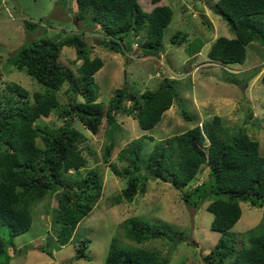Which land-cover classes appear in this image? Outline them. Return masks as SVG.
Segmentation results:
<instances>
[{
	"label": "trees",
	"instance_id": "obj_1",
	"mask_svg": "<svg viewBox=\"0 0 264 264\" xmlns=\"http://www.w3.org/2000/svg\"><path fill=\"white\" fill-rule=\"evenodd\" d=\"M74 1L78 20L102 28V45L121 52L124 45L131 46L132 35L143 33V54L158 55L162 50L164 29L173 16L170 6L156 4L146 11L139 0ZM215 6L217 13L231 24L235 36L216 37L207 52L210 60L224 64L243 63L248 44L257 42L264 48V20L261 18L264 0H217ZM23 22L27 30L39 26L36 22ZM187 39V32L176 31L171 42L181 45ZM203 45L202 39L195 38L186 52L195 56ZM65 47L75 49L76 59L81 62L76 72L59 59ZM12 51L8 54V62L24 70L44 90L32 92V100H29L27 88L10 82L6 84L10 93L0 97V230L5 226L10 236L6 241L0 233V264H9L8 242L12 236L30 229L31 208L47 194L58 196L57 205L51 210L56 236L49 235L46 243L36 248L51 253L74 242L72 258L90 260L88 238H75L74 234L78 223L90 215L100 199L103 183L97 168L85 169L82 173L87 159L79 144L87 137L73 125V119L76 117L93 133L98 132L105 121L112 125L111 132H115L119 128L116 116L127 114L132 115L142 129L149 130L176 101L178 83L166 78L157 88L141 93L132 87L117 88L106 108L97 101L94 76L103 66V60L98 55L90 56L92 51L82 32L37 35ZM261 81L264 83V73ZM64 84L67 90L80 96L81 101L70 100L66 104L64 123L57 129L35 126L38 118L48 117L59 106L57 91ZM179 111L185 120H192L184 106H180ZM145 142L146 137L140 136L118 151L119 159L128 161L122 170L110 161L112 144L105 146L104 162H109L113 173L126 180V185L113 196L114 204L144 194L150 179L170 180L188 206L197 209L208 201L206 208L213 214L210 228L220 234L204 257L207 264H264V231L257 234L249 231L247 244L244 242L237 250V234L232 229L241 217V202L263 207L264 220V155L260 154L259 142L243 130L227 134L218 115L211 121L158 141L143 159ZM204 168L208 170L207 179L192 186ZM185 187L189 189L184 192ZM123 228L125 236L137 244L165 238L174 241L168 231L171 226L159 219L149 221L132 217ZM168 263V258L156 250L122 243L112 237L103 264Z\"/></svg>",
	"mask_w": 264,
	"mask_h": 264
},
{
	"label": "rangeland",
	"instance_id": "obj_2",
	"mask_svg": "<svg viewBox=\"0 0 264 264\" xmlns=\"http://www.w3.org/2000/svg\"><path fill=\"white\" fill-rule=\"evenodd\" d=\"M216 1L160 0L153 3L151 0H139L146 11H150L156 4L168 5L173 10L172 20L164 29L162 50L158 55H145L141 50L143 33L132 35L131 46L124 45L121 52L102 45V28L78 20L74 0H0V97L10 93L6 88L10 82L27 88L30 92L29 100H32V92L44 90L33 77L8 62V54L13 52V48L37 35L57 36L76 32L83 33L92 51L90 56L98 55L103 60V66L94 76L98 90L97 101L102 102L106 108L115 90L120 87H132L141 93L145 89L157 88L167 78L176 80L179 91L176 101L163 113L161 121L149 130L142 129L137 120L127 114L116 116L119 128L115 132H111L112 125L105 121L98 132L93 133L76 117L73 119V125L87 137L79 144L87 159L82 173L85 169L97 168L103 183L100 199L90 215L78 223L74 234L75 238H88L90 260L72 258L74 242L51 253L36 248L46 243L49 235L56 236L51 210L57 205L58 196L47 194L31 208L33 222L30 229L12 236L11 242H8L9 264H103L112 237H117L122 243L156 250L168 258V264H207L204 257L216 244L220 234L210 228L213 214L206 208L208 201L194 209L182 200L180 192L171 186L170 180L150 179L144 194H136L131 200L124 199L114 204L113 196L126 185V180L113 173L109 162L103 160V152L105 146L111 143L110 161L122 170L127 167L128 161L120 160L118 151L130 140L146 137L142 151V158L146 159L158 141L166 140L196 124L211 121L214 115H218L227 134L245 131L259 142L260 154L264 155V83L261 81L264 73V48L252 42L246 47L247 57L243 63H213L207 52L215 38L220 35L229 38L235 36L231 24L217 13ZM261 18L264 20V14ZM24 20L36 22L39 26L27 30ZM176 31L188 33V39L181 45L171 42ZM195 38L202 39L204 45L197 55L189 56L186 48ZM59 59L75 72L81 63L76 59L75 49L70 47L62 49ZM257 69L259 71L248 80ZM57 99L59 106L48 117L38 118L34 122L35 126L57 129L64 123L63 110L66 104L70 100L81 101L80 96L67 90L65 84L57 91ZM180 106L188 110L192 120L182 117ZM37 141L41 143L39 137ZM207 177L208 170L204 168L192 186L205 181ZM188 189L185 187L183 191ZM241 209V217L232 228L237 234V250L243 247L244 242L247 244L249 231L253 234L264 231L263 207L241 202ZM132 217L167 222L171 226L168 231L174 241L165 238L137 244L129 240L124 234L123 225ZM0 233L6 241L10 237L5 226Z\"/></svg>",
	"mask_w": 264,
	"mask_h": 264
},
{
	"label": "water",
	"instance_id": "obj_3",
	"mask_svg": "<svg viewBox=\"0 0 264 264\" xmlns=\"http://www.w3.org/2000/svg\"><path fill=\"white\" fill-rule=\"evenodd\" d=\"M257 71H259V69H257L249 78H248V80L250 79V78H252L256 73H257ZM246 82H244V84H245Z\"/></svg>",
	"mask_w": 264,
	"mask_h": 264
},
{
	"label": "clouds",
	"instance_id": "obj_4",
	"mask_svg": "<svg viewBox=\"0 0 264 264\" xmlns=\"http://www.w3.org/2000/svg\"><path fill=\"white\" fill-rule=\"evenodd\" d=\"M212 61V60H211ZM213 63H215V61H212ZM217 63V62H216Z\"/></svg>",
	"mask_w": 264,
	"mask_h": 264
},
{
	"label": "crops",
	"instance_id": "obj_5",
	"mask_svg": "<svg viewBox=\"0 0 264 264\" xmlns=\"http://www.w3.org/2000/svg\"><path fill=\"white\" fill-rule=\"evenodd\" d=\"M228 64H230V63H228Z\"/></svg>",
	"mask_w": 264,
	"mask_h": 264
}]
</instances>
